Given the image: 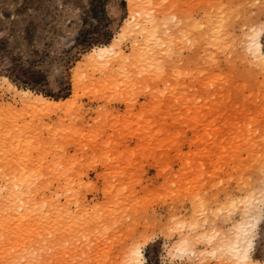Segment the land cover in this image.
Returning <instances> with one entry per match:
<instances>
[{
  "label": "rangeland",
  "instance_id": "rangeland-1",
  "mask_svg": "<svg viewBox=\"0 0 264 264\" xmlns=\"http://www.w3.org/2000/svg\"><path fill=\"white\" fill-rule=\"evenodd\" d=\"M162 3L152 11L168 28L169 45L159 46L167 71L152 79L130 68L99 73L87 61L93 47L116 43L128 0H0V264L15 248L31 249L36 264H124L132 244L141 245L144 264L220 263L222 255L208 252L215 241L199 237L229 234L249 211L240 200L264 188V64L244 39L259 31L264 54V0ZM216 11L228 41L223 51L211 49L204 33ZM121 49L132 52L129 39ZM9 83L68 100L36 107ZM21 176L25 184L42 181L21 199L67 204L66 241L56 228L54 238L47 230L25 235L14 223ZM261 202L250 210H260L250 255L264 262ZM182 234L196 235V255L174 251ZM76 245L83 248L74 259L66 250Z\"/></svg>",
  "mask_w": 264,
  "mask_h": 264
},
{
  "label": "bare ground",
  "instance_id": "bare-ground-1",
  "mask_svg": "<svg viewBox=\"0 0 264 264\" xmlns=\"http://www.w3.org/2000/svg\"><path fill=\"white\" fill-rule=\"evenodd\" d=\"M128 1H129V5H130V15L127 18L126 23L123 26L121 32L117 36L116 43L115 44H110V45H102V46H95V47H93L92 50L89 52V56H88V60H87L88 61V64H89L90 68H92L93 70L99 71V73L100 72H102V73H104V72H106V73H113V72H116V71L118 72V70H121V71L123 70L124 71V69H129L130 68L132 70H128V71H137L138 70L140 73L146 70V71L149 72V75H150L149 77L152 78V79L162 78V76L165 73V71H167L166 70L167 68L163 64L164 61H162V59L160 58L161 51L159 49V46L160 45H167V46L169 45L168 41L165 42L164 41V38H163L164 37V35H163L164 34V31L166 32V29H168V28H166V26L164 25V21L163 20L160 21L158 19V17L156 16V14H158L157 11H163V10H157L156 11L157 13H154L152 10L154 9V11H155V6H157L158 4H160V6H161V3H162L163 0L162 1L161 0L160 1L159 0H128ZM215 10H217V9H215ZM207 11H208L207 13H209L210 10H207ZM220 11H222V10H220ZM219 13L221 14V12H219ZM219 13H217V11H216V13L214 15L211 12V15H213L212 18H214V19H210L209 20L208 24L206 25V29L204 30V33H206V37L208 36V38L206 40L207 41L206 43H207V45H209V47L211 49L223 51V50L227 49L226 48V46H227L226 44H228V41H226L225 38H224V36H222V34H221L222 33L221 31H224V29L221 30V26L222 25L217 22V20H218V16L217 15H220ZM206 19H208V18H206ZM223 27L225 28V26H222V28ZM258 32L259 31H257L254 28L249 29L246 32L247 33V36H248V39L244 38L247 43L246 44L243 43V44L246 45V49L250 52V54L252 55V57L254 58L255 61L260 62L261 64H264V54L262 53V50H261V42H260V36H259V33ZM196 34H197V32H196ZM202 34L203 33H201L200 35H202ZM124 39H129L130 40V43H131V46H132V49H133L130 54H125L122 51V49H121V44H122V41ZM167 52L168 51L165 50L163 53H167ZM211 55H212V53H211ZM161 56H163V54ZM131 73H134V72H130V74ZM125 76H126V74H125ZM140 77H142V76H140ZM135 78H136V76H135ZM4 79L6 80L7 78L4 77ZM143 81H144V79H143ZM145 83H146V81H145ZM9 85H10L11 88H13L15 90V92H17V95L20 97V99H21L22 102H25V103L26 102L27 103L28 102H33L34 105H36V107H40V108L41 107H46V106H51V107L52 106H56V107H58V106L63 105L64 103H66L67 100H68V99H65V100H55V99L46 98V97H44L42 95H34L29 90H19L14 85H12L10 83H9ZM75 88H76V86H75ZM33 129H34V127H33ZM27 138H29V137L27 136ZM20 140H21V138H20ZM20 142L22 143V141H20ZM29 145H30V143H29ZM21 148L24 149V147H21ZM43 159H44V157H43ZM54 166H56V164ZM21 167H23V165ZM28 169H30V168H28ZM71 171H69V172H71ZM24 172H25V169H24ZM54 172L55 171H53V173ZM19 173L21 174V172H19ZM262 173L263 174L261 176L262 177V181H261L262 185L261 186H264V170H263ZM38 174H40V173H38ZM64 174L65 173H63V175ZM36 177L38 178V176H36ZM67 177H68V175H67ZM69 177H68V179H69ZM61 178L63 180V177H61ZM28 179H27V177H22L21 176L18 179V181L16 182V184L14 185V187L18 191L14 192L13 195L15 196V198H18L20 200V202H18L17 205L15 204L18 211L16 213L17 214L16 218L14 217V219H13L14 220V223L15 224L17 223L16 225H18L20 227H24V230L27 232V233H25V235L26 234H31L32 235L33 233H37V234H41L42 235V233H45V231L47 230V233L48 232L49 233L51 232L50 233L51 234L50 237H53V234H52L53 231H52V229L54 230V228H56L55 231L56 230L57 231L59 230V232L64 233V234H61V237H57L58 236L57 235V236H55V238L57 237V238H59V240L62 239V238H64L63 241L65 239L67 240L69 237H68V235H66V233H65L66 230H65V227H64L66 225L65 221L68 219L67 216L70 215V214H68L70 210H69V208H67L68 206L66 207L67 204L66 203H63V204H61V203H54L56 200L55 201L52 200L54 202H52L51 200H49V201L46 200L44 202H41V201L39 202V201H35L34 198L33 199L31 198V199H28V200L27 199H21V196H22L21 195V193H22L21 191L22 190L27 189L28 192H32V191L35 192L34 190H38L41 187L40 183L42 181H40L39 183H36L37 182L36 180L35 181H31L30 180L29 183L25 184V182H27ZM44 181H46V180H44ZM44 181H43V183H44ZM70 182H72V181H69V183ZM66 184H65V186H66ZM43 186H44V184H43ZM3 187H5V186H3ZM11 188H13V187H11ZM73 188H74V186H73ZM2 189L5 190L6 187L5 188H1V190ZM26 196H27V194H26ZM65 198H67V197H65ZM263 198H264V188L262 189V191H260L258 193H256V192L255 193H252L251 195H249L245 199L240 200L241 201V205L244 206V208L246 206L249 211H246V212L243 211L245 213L243 214V217L241 216L242 219L237 220L232 225V228H231V231L229 232V234H226L224 232H223L224 234H219L218 233L219 231L217 229H215L213 232L204 233V234H202L199 237V239H201V238L205 239L206 242H208L209 244H212L215 241V244H217V245L216 246H213L212 249L210 251H208V252L212 256L213 255L214 256L222 255V259H221V261H220L219 264H231V263H233V264H264V262H262V261L253 259L251 257V255H250V252H252V248L254 246V234L256 233L255 231H257L256 229H257L258 221L260 219V214H259L260 213V210L258 211L259 213H250V210L252 209L253 206L256 207V208L257 207H260L261 206V203H262L261 201H262ZM50 199H52V198H50ZM236 204L234 202H232L231 206L232 207H235ZM36 209H38V210H36ZM70 216H72V215H70ZM71 218L73 219V217H71ZM72 219H70V220H72ZM75 220H74V222H75ZM181 225H183V223ZM195 228H197V224H192V229H195ZM68 229H70V228H68ZM59 232H58V234H59ZM68 232H69V230H68ZM4 235H6V234L4 233ZM63 235H64V237H63ZM27 236H29V235H27ZM180 236H181V237H179L180 240L179 241H176V243L173 244V246H172L173 249H174V251L177 252L178 254H182V255H192V256L196 255L197 254V252L195 250L196 235H193L192 236L190 234H182ZM217 236H219V237H217ZM26 238H29V237H26ZM48 239H47V241H48ZM50 239H52V238H50ZM38 240L39 239H37V241ZM216 240H218V241H216ZM47 241H45V242H47ZM49 241L51 242V240H49ZM70 241H72V240L69 239L68 243H70ZM28 242H30V241L28 240ZM31 244H33V243H31ZM85 244H83V245L85 246ZM26 245H28V244L26 243ZM26 245H25V247H26ZM66 246H65V248H66ZM82 248H83L82 246H77L76 249L71 250L73 252H71L70 250H66V251H68V254L70 256H72V258L75 259V257L79 253V250H81ZM90 248H92V247L90 246ZM37 250H38V246H37ZM37 250H36V253H37ZM44 251H46V250H44ZM36 253H35V255H36ZM9 254H11V256H9V258L10 257L12 258L11 261L9 262V264H16V263H19V264H34L35 263V261L32 260L34 258V252L31 251V249L30 250H24V251H21L20 250V252H18V251H16V248H15V250L12 251V252H10ZM198 254L200 255V253H198ZM39 255H41V254H39ZM69 255H68V257H69ZM203 256L201 257V259L203 258ZM35 257L36 258H34V259H37V256H35ZM204 257H206V256H204ZM31 261H34V262L31 263ZM38 262H40V261H38ZM123 263L124 264H144L143 263V251H142L141 245L132 244L131 246L127 247L125 249L124 262ZM207 263H208V261H207Z\"/></svg>",
  "mask_w": 264,
  "mask_h": 264
}]
</instances>
